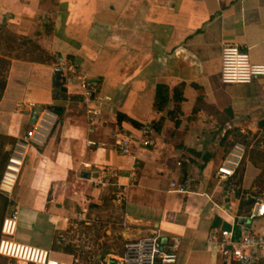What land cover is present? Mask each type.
I'll use <instances>...</instances> for the list:
<instances>
[{
    "label": "crops",
    "instance_id": "obj_1",
    "mask_svg": "<svg viewBox=\"0 0 264 264\" xmlns=\"http://www.w3.org/2000/svg\"><path fill=\"white\" fill-rule=\"evenodd\" d=\"M225 43L264 64V0H0V181L39 127L12 199L0 195V239L17 211L15 239L60 264H121L127 242L152 235L174 264H229L209 238L264 231V217L248 219L264 199L242 206L249 194L238 195L262 170L245 157L242 179L222 180L218 167L239 133L264 149V77L222 83ZM60 57L97 82L96 96L55 72ZM146 126L154 144L123 153L121 139ZM189 177L188 192L175 189Z\"/></svg>",
    "mask_w": 264,
    "mask_h": 264
},
{
    "label": "built area",
    "instance_id": "obj_2",
    "mask_svg": "<svg viewBox=\"0 0 264 264\" xmlns=\"http://www.w3.org/2000/svg\"><path fill=\"white\" fill-rule=\"evenodd\" d=\"M56 73H71L80 80V85L89 95L96 96L99 92L98 84L86 74H79L78 69L68 59L60 57L55 66ZM221 81L224 84L246 85L264 77V64L255 63L244 47L238 44L225 43L222 48ZM31 106L35 107L34 103ZM39 127L29 131L23 142H18L6 165L0 183V193L9 200L12 199L25 162L26 143L34 140ZM148 147L154 144L150 136V128L144 127L141 135H125L119 142V149L129 153L133 144ZM244 145L237 143L218 167V174L222 180H228L236 175L245 155ZM96 174L102 180L109 181L107 169L98 168ZM194 179L189 177L182 184L173 183L176 190L188 192L193 186ZM264 217V201L254 206L248 219L254 220ZM79 218H82L80 215ZM18 212L14 211L3 220L0 239V256L22 264H60L47 249L21 243L15 239L18 228ZM209 242L216 247L217 253L229 264H256L264 259V231L247 235H238L235 227L231 229H217L212 232ZM177 254L167 250L156 235L131 240L125 245V252L121 264H174Z\"/></svg>",
    "mask_w": 264,
    "mask_h": 264
},
{
    "label": "trees",
    "instance_id": "obj_3",
    "mask_svg": "<svg viewBox=\"0 0 264 264\" xmlns=\"http://www.w3.org/2000/svg\"><path fill=\"white\" fill-rule=\"evenodd\" d=\"M180 88L175 89V93L179 90ZM170 88L167 85L160 84L157 87V92H156V99H155V107L158 110H164L167 105L170 102ZM176 96V95H175ZM180 100V98L178 99ZM182 100V99H181ZM238 137L240 138V144L244 145L245 147V155L244 158L241 162V165L239 169L236 172V177L238 176L239 180L242 179L243 177V172H244V161L245 157H249L251 162L258 166L262 171L259 177L256 179L254 187V190H249V191H242V189H238V195H241L242 193L249 194L248 197H244L242 201V206L249 205L251 207L254 206V204L259 200L260 196L264 194V149L261 148V143L258 142L253 145V141L247 140L248 135L239 133ZM236 143H230V148L228 149V153L234 148ZM8 157V161H9ZM6 169V168H5ZM5 172V171H4ZM2 180V179H1ZM239 182V181H238ZM1 183V181H0ZM0 195L8 200L7 197H5L2 193ZM252 209H249V213H251ZM256 264H264V259L260 260Z\"/></svg>",
    "mask_w": 264,
    "mask_h": 264
},
{
    "label": "rangeland",
    "instance_id": "obj_4",
    "mask_svg": "<svg viewBox=\"0 0 264 264\" xmlns=\"http://www.w3.org/2000/svg\"><path fill=\"white\" fill-rule=\"evenodd\" d=\"M259 199H264V194L260 196ZM15 261H12L10 259L4 258L2 256H0V264H14Z\"/></svg>",
    "mask_w": 264,
    "mask_h": 264
},
{
    "label": "water",
    "instance_id": "obj_5",
    "mask_svg": "<svg viewBox=\"0 0 264 264\" xmlns=\"http://www.w3.org/2000/svg\"><path fill=\"white\" fill-rule=\"evenodd\" d=\"M57 86L61 88V84L60 83H58ZM63 90H66V89H63ZM38 113H39V110H36L35 113H34L33 119H32V124H34L36 122V120L38 118Z\"/></svg>",
    "mask_w": 264,
    "mask_h": 264
}]
</instances>
